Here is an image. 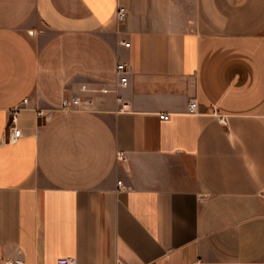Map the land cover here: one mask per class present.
<instances>
[{
  "label": "crops",
  "instance_id": "obj_1",
  "mask_svg": "<svg viewBox=\"0 0 264 264\" xmlns=\"http://www.w3.org/2000/svg\"><path fill=\"white\" fill-rule=\"evenodd\" d=\"M61 255L264 264V0H0V264Z\"/></svg>",
  "mask_w": 264,
  "mask_h": 264
},
{
  "label": "built area",
  "instance_id": "obj_2",
  "mask_svg": "<svg viewBox=\"0 0 264 264\" xmlns=\"http://www.w3.org/2000/svg\"><path fill=\"white\" fill-rule=\"evenodd\" d=\"M126 16V9L124 6H119L117 9V17L119 20H123ZM125 45H129V42H124ZM117 74H118V85H126L129 81L128 78V74H129V66L127 64H125L124 62H119L117 64ZM85 87V86H83ZM102 91H108V88L103 87L101 88ZM25 101H27L25 99ZM83 104V101L77 97V96H73V97H64L62 99V108H72L74 106H81ZM197 107H198V102L195 98L191 99L189 102V111L190 112H196L197 111ZM19 107H15L12 110L11 113V122H15L17 119V110ZM39 116L43 115L44 113L42 111L38 112ZM161 118L163 119H167L169 118V114H160ZM220 118L222 120L225 119V117L223 115L220 116ZM21 134V129L18 128L15 125H12L11 127V132H10V136H9V140H15L16 138H18ZM117 159L118 160H125L126 159V154L121 151L118 150L117 151ZM121 183V181H120ZM4 264H25V262L23 260H18V259H7L6 262ZM56 264H81L76 256L73 255H61L59 257H57L56 259ZM114 264H124L122 262L121 259H117L115 261Z\"/></svg>",
  "mask_w": 264,
  "mask_h": 264
}]
</instances>
